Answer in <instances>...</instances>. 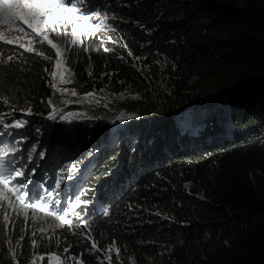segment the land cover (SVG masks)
Returning a JSON list of instances; mask_svg holds the SVG:
<instances>
[{
  "label": "trees",
  "instance_id": "obj_1",
  "mask_svg": "<svg viewBox=\"0 0 264 264\" xmlns=\"http://www.w3.org/2000/svg\"><path fill=\"white\" fill-rule=\"evenodd\" d=\"M109 1L89 0L83 12L99 10L116 30L89 38L65 59L77 96L94 93L96 103L48 118L53 106L60 108L54 101L64 98L49 86V50L41 49L51 58L44 60L36 48L18 49L13 56L23 71L14 65L8 76L0 69V94L24 110L15 119L28 121L20 129L0 125L6 133L0 149L17 150L0 158L26 173L39 156L26 163L28 147L36 140L42 143L35 150L43 148L46 136L56 143L51 155L62 156L42 186L50 190L66 159L74 164L69 170L82 168L76 176L88 203L70 211L71 223L59 230L76 257L90 235L101 249L113 243L121 249L119 258L113 249L112 264H264V0ZM129 51L132 64L124 56ZM207 80L217 84L202 86ZM8 111L0 103V112ZM69 112L71 122L60 120ZM20 137L27 138L22 151ZM46 168H34L37 184ZM76 180L66 183L64 195L76 194ZM41 187L31 197L51 205L56 199ZM10 229L0 222V264H15L5 249L21 258L12 243L18 222ZM21 243L30 251L27 236ZM81 259L108 264L103 251Z\"/></svg>",
  "mask_w": 264,
  "mask_h": 264
},
{
  "label": "snow or ice",
  "instance_id": "obj_2",
  "mask_svg": "<svg viewBox=\"0 0 264 264\" xmlns=\"http://www.w3.org/2000/svg\"><path fill=\"white\" fill-rule=\"evenodd\" d=\"M87 0H0V43L14 45L18 44L20 48H25L24 44L19 43V39L11 34L14 32L23 33L25 35H32L38 39L40 44L47 45L48 48L54 50V54L56 59L54 61V70L48 72V68L45 67L44 71L48 72V75L52 77V81L49 82V86L52 87L55 91L60 92L62 96L71 95L77 96L78 94L75 90H71L69 92L68 89H59L57 88V80H62L66 83L71 82L69 79L64 77L63 72L61 71L62 64L64 63L68 51L71 50L72 46H76L78 44L82 45V37L88 36L89 34L95 35L101 24L103 23V19L99 11H90L89 13H84L83 9L86 7ZM93 19H99L101 24H93L91 21ZM51 36H55L56 38H66L68 36L71 37L70 41H67L69 47L62 51L61 47L50 38ZM111 39V37H109ZM126 47V45H125ZM15 51V49H13ZM25 51L34 52L35 49L33 47H26ZM22 55V54H21ZM36 55L43 58L44 60L51 59L46 56L43 51L36 52ZM90 59V57H89ZM19 57L17 56H8L6 59L0 58V69L5 71V74L10 76L12 73L13 66H17V71H23V68L17 65V61ZM27 63V61H24ZM64 72H69L70 69L64 68ZM91 75V73H89ZM104 75H108L105 73ZM86 97L91 98L94 96V93H86L84 94ZM10 97L7 95L0 94V103L8 105L10 111L8 112H0V125L3 126L4 129L23 128L28 121L24 119H15V113L17 111H24L23 109L17 108L15 105L9 103ZM67 102V101H64ZM49 105L52 104L51 98L48 100ZM56 109L54 106L52 108V112L49 113L50 120H56ZM27 115H31V109L27 110ZM74 114L69 112L67 115H61L59 118L62 121L71 122V117ZM8 117H12L11 123H6L5 120ZM119 119L123 120L124 117L121 116ZM40 130L37 129V132ZM6 133H0V136L5 135ZM23 139V138H22ZM19 142V141H18ZM17 150L15 148L9 150L8 146L5 145L4 149H0V155L5 158L8 157L9 152L15 153ZM32 151H35V147H33ZM41 158L44 157V152L41 151L39 153ZM13 161H8V168L10 171H5L0 169V207L6 205L7 208H11L16 215H23L25 218V222L29 218V209H31L32 219L35 220L39 215L40 220H44L45 217H52L58 221H65L68 213L61 208V212L63 214L58 213L57 211L50 210L51 207L60 205L59 200H55L51 202V205L48 202H44V198L39 194L36 195L35 199H32L30 196V190L28 189V184L31 181L25 174V169L23 166L21 167H12ZM35 169L30 170V174H34ZM23 178L20 181H17L15 178ZM60 187V181H56L55 188ZM51 195V192L48 193ZM87 201H82L80 197L77 195L74 198V203L69 202L70 206L74 209L77 205H87ZM84 211V209H82ZM74 215L78 219L81 218V214L77 212H73ZM104 216H108L109 213L105 211L103 213ZM4 221H9V216L4 214ZM71 221H68L70 224ZM85 227H89L87 223L84 225ZM12 227L15 228V224H12ZM51 227V226H49ZM57 228L64 227V223H58L56 225ZM70 230V229H69ZM22 232L27 234L26 229H22ZM48 231L47 228L41 227L39 232L41 233V239L46 240L48 243H53V237L45 235ZM54 232V229H53ZM36 235L35 232L31 234L29 247L34 248L37 246V240L34 238ZM73 236H76V232H72ZM25 239L24 235H20L17 241L19 248L21 249L22 254L24 253V245L20 243ZM67 236H64L63 241L56 239L54 242L55 247H60L62 243L67 242ZM87 240L90 241V246L85 250V252H81L79 257H72V259L77 261V264H84V260L81 259L86 253L88 255H92L94 252L105 253V259L108 261V264H112V255L113 249L117 258H119V254L121 249L119 247H115L110 245L106 249H101L98 246V243L92 239L89 235ZM11 243V241H9ZM72 247L71 244H67V246L63 247V253L67 254L69 249ZM4 251L11 253L12 260L15 261V264H20V261L16 259V251L15 249L9 248ZM2 255V253H0ZM48 259L49 264H62L61 257L56 255L55 253L45 252L44 254L37 255L35 252L31 253V262L30 264H37V261H44ZM98 258V257H97ZM25 264H28L27 260ZM103 264V262H101Z\"/></svg>",
  "mask_w": 264,
  "mask_h": 264
},
{
  "label": "rangeland",
  "instance_id": "obj_3",
  "mask_svg": "<svg viewBox=\"0 0 264 264\" xmlns=\"http://www.w3.org/2000/svg\"><path fill=\"white\" fill-rule=\"evenodd\" d=\"M77 2H79V0H77ZM88 2H89V0H87V3ZM101 2L108 3L110 1L109 0H101ZM91 11H99V10L94 9V10H91ZM89 12L90 11H86L84 13L87 14ZM100 14H101V17L104 18L102 24H101V21L99 19H93L91 21L93 24H101V26L99 28V31H97L95 35L89 34L88 36L82 37V45H83V43L85 41H87L91 37H95V36L101 37L102 36L101 33H108V32H111V29H115V27L111 25V22H109L107 17H105L101 12H100ZM11 35L17 37L19 39V43L20 44H24L25 48L26 47H33L34 49L36 48L39 51L41 49H46V50H49L50 52H52L51 56H52L53 60L51 61L52 62L51 63V71L54 70V61L56 59V56L54 54V50H51L50 48H48L47 45L40 44L38 39L36 37L30 35V34L29 35H25L23 33L14 32ZM50 38L53 39V41L55 43H57L61 47L62 51L66 50L69 47L67 41H70V39H71L70 36H68L66 38V40L64 38H56L55 36H51V35H50ZM132 38H134V37H132ZM124 39L127 41L126 38H124ZM82 45L78 44L76 46H72L71 50L68 51V52L76 51ZM25 48H20L18 44L8 45V44L0 43V58L6 59L8 56H13V54H14V52L16 50L25 49ZM13 49H15V51H13ZM124 56L127 58L126 62L128 64H132V62H133L132 58L133 57H132L131 52L130 51L127 52ZM164 57H165V54H161V58L162 59L160 61L161 62L160 67L162 66V64H163V62L165 60ZM65 67L68 68V65L66 64V61H64V63L62 64L61 71L63 72L64 77L69 79L71 82L66 83V82L58 79L57 82H56L57 83V88H59L61 90L68 89L69 92H71V90H73L74 87L72 85V80H71V77L69 75V72H64L63 71V69ZM216 84L217 83H215L214 81L207 80V81H205L202 84V86L210 88V87L215 86ZM214 93L217 94V93H220V92L218 90H216ZM64 101H67V102H64ZM89 101L92 102V103H96L93 97H91L89 99H86V100L85 99L81 100L79 96L64 95V98L62 100H55L54 101V105H56V107L57 106L60 107L58 109V111H61V110L71 109L72 107H75V106H80V105H82V103H86V102L89 103ZM82 118H83V120H85L84 117H82ZM85 122H87V121H85ZM1 130H4L2 125H1ZM1 133H4V131H1ZM11 137H13V135H11ZM16 138H14L15 140L13 142H17L18 139H16ZM20 138L21 139L23 138L21 142L24 143V146L21 149V151H22L24 149V147L26 146V144H27V138H30V136H28L27 138H25V137H20ZM49 139L50 138H47L46 136L43 137V148H38L35 151H32V149H33L32 147H35V145H34L35 143H40V142L42 143V141H38L37 142L36 140H34L31 143V146L28 147V149H27V152H26V155H27L26 156V160L27 161H26V163L34 161L36 159V157H35L37 155L36 153H40L41 151L44 152V157L41 158L40 156H38V158H37V162L38 163L33 165L32 167H28V168H31V169H29V171H27L25 173L27 175L28 179L31 181V183L28 184V189L30 190V196H32L33 193L36 191L38 184L41 187L43 182L46 183L50 179V177L52 175V170L54 168V159L56 157L58 158V157L62 156L60 154V151H57L56 155H51V151L53 150V146L56 143L53 141L51 143V145H50ZM8 142L9 141H4L3 143H8ZM0 144H2L1 140H0ZM66 149L64 151H67ZM20 156H22V155H20ZM90 157H92V156H90ZM8 161H10V160H4V159L0 158V169L4 170L5 174H6V171L9 169L8 168ZM14 163L15 162H13V164ZM39 163L43 164L44 166H47V168L43 172L42 180L37 184L36 180H35V177L38 174V170L39 169H37V171H35L34 174H30V170L34 169L35 167L40 168L41 164H39ZM38 164H39V166H38ZM73 166H74V164L72 163V160L71 159H66V160L62 161V163L58 167H56L55 175H54V181H53V186L50 187V190H49V192L51 191V195H48L49 192L47 193V195L50 197V199H53V200L56 199V200H59L61 203H64L63 204V210L66 211L67 213H69L70 211L73 210V208L70 206L69 202L71 201V202L74 203V198L77 195L80 197L81 192H82L83 187H84V183H80L81 180L78 179V177H80L81 174H79V176H76V173H78V171H81L82 168L78 167V169L76 168L77 170H75V171L69 170V168H71V167L74 168ZM114 171H115V169L113 170V172ZM65 174L66 175L70 174V176L65 178V177L62 176V175H65ZM46 175H47V178H46ZM74 179H77L75 181V183L73 182V185L77 187L76 188V191H77L76 194L74 196H72V197L70 196L71 194H65L64 195L66 183L68 181H71V180H74ZM56 181H60V187L58 189L55 188ZM52 190L57 191V195H53L54 191H52ZM45 191H46V189L42 186L41 187V193H44ZM31 198L35 199V197H31ZM77 206H75V208ZM5 212L10 218L8 222L4 221V219H3V216H4ZM57 212L60 213V214H63L61 212V209H59ZM39 215H42V214L38 213L37 218L35 220H33L32 219L31 209H29V218L27 219V222H25V218H24L23 215H16L13 212V210L11 208H7L6 205L3 206V207H0V222H3L6 226L10 225L11 226L10 230H15L16 227L13 228L12 224H15V226H16V222H18V233L14 234L13 237H12V243L14 244V247L18 245L17 241H18L20 235H24L25 237L27 236L28 242H30V238H33V237H31V234L33 232L36 233L34 238L37 240V246H35L34 248H30L29 247L30 251H26V252L24 251V253H26V255L25 254L19 255V256H21V258L19 259L20 264H25L26 260H27L28 264H30V262H31V253L32 252H35L37 255H40V254H44L46 251L47 252H51V253H55L56 255H59L61 257L62 264H74L75 262H77L76 260L72 259V257H76V256L71 251H69L67 254L63 253V247L67 246V244H71L72 243L71 241H67L66 243H62L60 247H55L54 246V242H55L56 239H59V240L63 241V236L61 235V233L59 231L61 228H57L56 225L58 223H64V226H65L66 222L69 219L68 215L66 216L65 221H63V222L55 220L52 217H45L44 220H40L38 218ZM49 226H51V227H49ZM41 227H45V228L48 229V231L46 232L45 235L53 237V243L52 244L48 243L46 240H42L41 239V233L39 232V229ZM22 229H26L27 234L22 232L21 231ZM53 229H54V232H53ZM81 229L84 230L85 232L87 231L85 226L81 227ZM37 264H49V261H48V259L46 257V259L44 261H39L38 260Z\"/></svg>",
  "mask_w": 264,
  "mask_h": 264
},
{
  "label": "clouds",
  "instance_id": "obj_4",
  "mask_svg": "<svg viewBox=\"0 0 264 264\" xmlns=\"http://www.w3.org/2000/svg\"><path fill=\"white\" fill-rule=\"evenodd\" d=\"M33 165H29L28 167H32ZM56 169V168H55ZM28 171H29V168H28ZM47 176V175H46ZM46 190H48V189H46ZM48 192H49V190H48ZM44 193H46V192H44Z\"/></svg>",
  "mask_w": 264,
  "mask_h": 264
},
{
  "label": "flooded vegetation",
  "instance_id": "obj_5",
  "mask_svg": "<svg viewBox=\"0 0 264 264\" xmlns=\"http://www.w3.org/2000/svg\"><path fill=\"white\" fill-rule=\"evenodd\" d=\"M46 178H47V176H46ZM43 187L46 189V187H45V186H43ZM45 192H46V193H48V190H46Z\"/></svg>",
  "mask_w": 264,
  "mask_h": 264
},
{
  "label": "water",
  "instance_id": "obj_6",
  "mask_svg": "<svg viewBox=\"0 0 264 264\" xmlns=\"http://www.w3.org/2000/svg\"><path fill=\"white\" fill-rule=\"evenodd\" d=\"M29 169H31V168H29Z\"/></svg>",
  "mask_w": 264,
  "mask_h": 264
}]
</instances>
